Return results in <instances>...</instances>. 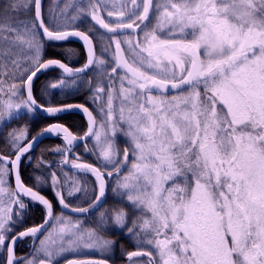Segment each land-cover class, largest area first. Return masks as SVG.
<instances>
[{"label": "snow or ice", "instance_id": "6c2138e0", "mask_svg": "<svg viewBox=\"0 0 264 264\" xmlns=\"http://www.w3.org/2000/svg\"><path fill=\"white\" fill-rule=\"evenodd\" d=\"M101 2L90 0L88 8H80L72 20L80 13L90 14L95 25L106 30L101 36H110V44L115 45L109 79L118 69L124 74L119 76L121 107L116 122L113 89L109 88L107 121L112 138L103 121L95 127V118L83 105L47 107L44 111L56 114L82 108L87 114L89 129L81 139L94 136L103 166H111L118 177L113 192L126 195L133 209L141 213L127 232L135 236L138 246L148 248L129 252V261L146 256V264H264V0H131V9L125 6L107 11V17L115 20L102 17ZM34 4L31 22L18 21L13 26L6 16L0 17V45H9L8 50L0 49V56L12 55L11 48L19 46L30 61L22 66L18 59L11 60L14 71L22 68L21 84H12L8 99H0V120L10 117L14 109L31 113L42 107L32 93L33 80L42 70L54 66L63 70L61 78L50 85L57 89L74 85L76 79L70 85L67 78H79L93 64L101 67L107 63L95 57L89 35L59 25L50 29L42 18L41 0ZM28 6L29 0H12L4 12ZM154 13L156 22L149 28ZM125 29L136 33L135 42L128 35L119 38ZM40 30L50 42L70 37L84 41L87 63L73 69L56 59L43 61ZM122 44L127 45V57ZM88 83L91 85V80ZM23 85L27 86L26 98ZM95 92L104 89L97 87ZM169 92L176 94L169 99ZM18 95L17 102L13 98ZM95 99H100L99 95ZM117 124L127 125L124 135L130 142L123 159L118 158L114 143ZM44 131L63 132L69 145L77 139L59 124ZM26 137L25 129L9 133L16 155L15 159L0 155V197H12L11 204L20 209L25 207L20 197H31L47 214L43 224L19 232L9 242L13 208L3 206L0 199V248H7V264H21L14 255L18 239L36 237L49 224L52 229L41 240V247L31 259L22 258L23 264H37V259L39 264H52L57 257L81 248L109 250L115 241L98 236L95 229L83 228V221H73L63 213L54 216L52 203L22 183L18 164L36 140L33 137L25 144ZM9 164L16 174L15 190L4 186ZM73 167L91 171L99 181V195L89 207L71 209L85 213L98 207L105 195L103 174L91 164L74 163ZM125 168L127 173L120 177ZM112 175L109 171L108 176ZM52 176L55 191L56 174ZM55 195L63 209L70 208L61 192ZM127 216L124 209L102 212L99 224L111 220L124 228ZM67 264L107 262L68 260Z\"/></svg>", "mask_w": 264, "mask_h": 264}, {"label": "flooded vegetation", "instance_id": "af4514ba", "mask_svg": "<svg viewBox=\"0 0 264 264\" xmlns=\"http://www.w3.org/2000/svg\"><path fill=\"white\" fill-rule=\"evenodd\" d=\"M109 4H100L101 8V15L106 20H115L116 17H107V11H115L117 9H121L123 7H127L128 9L132 8L131 0H108ZM157 2H162V0H157ZM48 3V2H47ZM50 3L47 5L49 6ZM44 6V4H43ZM53 8V4H51L50 9ZM88 8V4H85L84 9ZM44 9V8H43ZM42 9V18L45 22V25L49 27V21L45 17V11ZM142 11V8H141ZM72 17L74 16L72 13V9L70 10ZM75 12V9H74ZM81 14V13H80ZM79 14V15H80ZM87 17L84 18L82 16H79L78 19L75 21L72 20V17L70 18L71 26L66 28L67 30H76V31H82L85 32V34L89 35L90 39L93 41V50L95 53V57L98 59H103L107 61V63L101 67H97L95 64H93L88 71L85 73L79 75V78L72 77L67 78L69 80V84L71 85L72 79H76V83L74 85H71L70 87L66 88H57L55 91H53V95L57 96V100H59L60 104L63 103V105H83L84 107L88 108L89 112L92 113V116L96 120L95 127L99 128L101 126L102 117L107 119V103H108V92L99 93L100 99H95L96 93L95 90L97 87H99V83H106L108 80L114 81L115 79H119L120 75H123L124 72L122 69H118L117 74H113V78L109 79V73H111V68L115 65V45L110 44V36L105 39L101 36L102 33H106V30L101 29L99 25H95V22L91 20L90 14H86ZM51 15L52 12L48 13V17ZM77 15V13H75ZM155 13L153 14V19L149 23V28L153 24H155ZM58 21H62L63 17L58 14V17H56ZM134 18V17H133ZM125 22H128L125 20ZM138 22V21H137ZM52 29V27H49ZM90 28H93V31H89ZM128 35L133 39V42H135L136 33H133L131 29H125L123 31V34L120 35V39L123 40L124 36ZM140 35H143V32H140ZM45 44H51L54 49L51 54L53 56H50L48 58L43 59V61H47L49 59H56L61 61L62 63L66 64L67 66L76 69V68H82L85 63H87V56L85 53L84 48L81 44L74 41H67L64 43H52V42H45ZM58 47H77L79 50L78 55L76 54L75 58L77 62H70L67 61L65 58L61 56V53L58 52ZM122 48L125 49V56L127 57L129 53L127 52V45L122 44ZM107 49V50H106ZM146 55V53L144 54ZM101 68H103V71H101ZM54 71V72H53ZM62 75V71H60L57 68H51L47 70L45 73H43L40 77H38L32 86V93L35 97V92L51 89V87L46 86V82L55 83L57 82ZM47 79H49L47 81ZM91 80V85H89L88 81ZM38 81V82H37ZM37 82V83H36ZM124 85L128 87L127 81L124 82ZM66 95L62 97L63 95ZM176 93L169 92L168 97L172 96ZM102 101L105 102L102 103ZM40 103V102H39ZM59 105V104H57ZM101 109H103V114L101 113ZM66 113L63 114L60 119H57L56 121H48V126L53 124H59L63 125L64 127H67L68 130L72 133L73 136L80 138L83 137L87 131V123L85 119L76 113ZM71 116H76L77 119H72ZM40 116H38L35 113V117L33 120L39 119ZM51 118V117H50ZM53 118V117H52ZM41 119V117H40ZM39 119V120H40ZM33 120L30 121V123L33 122ZM61 120V121H60ZM73 120V121H72ZM107 121V120H106ZM36 122V121H34ZM106 125H109L108 121L106 122ZM48 126L44 125L45 128ZM43 127V128H44ZM44 130V129H43ZM41 130V131H43ZM108 137L112 138V130L111 128L107 131ZM35 136V135H34ZM33 136V137H34ZM43 140L42 142H44ZM93 141V145L90 144V142ZM47 143L52 142H58L59 146L64 148V156L65 153H67V160L66 164L70 162V160L73 161L75 164H91L93 167L98 168L101 173L103 174L104 183H105V195L101 198V202L99 203V206L96 208L89 209L88 212L79 214V215H70L67 212L62 210V207L58 205V203H54V196L51 193V196L49 197L48 193H44L41 191V189H37L38 186L36 185L35 180H37L36 173L39 172L41 169L38 168L36 170V162L29 161L28 162V175H35L29 177V182H24L22 179V174L25 168H20V164L18 166V172L20 175V179L22 183L29 188H32L34 191H37L39 194L43 195L46 199H48L52 205H53V214L60 215L63 213L66 217H71L74 220H80L83 221V228H92L95 229L97 232V235L104 238V239H110L115 241V243L111 246V249H113L111 256L105 257V256H99L96 253L97 249H87V248H81L76 253H65L61 257H57L53 260L52 264H65L68 260H82V261H100L104 260L107 262V264H130L133 262H136V264H146L148 257L142 256V257H133L131 261L128 259V253L133 251H139V250H146L148 248L147 245H137L136 238L133 234H129L127 232V227H131L132 225L128 224L124 228H119L115 226L111 220L105 225H100V214L102 212L111 213L114 209H124L128 216L132 219H136L138 216L141 215V213L138 210L133 209L132 206H130V202L127 200V196L122 197L118 202L113 198V195L111 196L108 189L110 180L114 178L116 175L114 170L107 169L106 167H102L104 165L103 158L100 157V148L97 146V141L95 140L94 136H91L88 140L82 142L75 148L70 150V146L66 143L64 139L63 132L54 133L52 137L46 139ZM87 145V150H86ZM42 143L39 144L36 149L42 150ZM45 150V149H44ZM34 151V150H33ZM33 151L28 153L31 154ZM119 152V151H118ZM124 152V151H123ZM32 157V155H31ZM23 158V159H24ZM22 159V160H23ZM21 160V161H22ZM65 161V160H64ZM130 163V162H129ZM72 164V163H71ZM59 165V164H58ZM62 166H66L63 165ZM67 169H72V173L75 172L78 175L83 176H73V178L70 179L71 183L74 184V190L71 191L72 195L71 198L75 203H68L70 205L69 209L75 208V207H82V208H88L89 205L95 200V197L99 195V181L96 179V175L93 174L91 171H85L78 168H74L72 165H67ZM74 170V171H73ZM42 171V170H41ZM113 171L112 176H108V172ZM124 171V170H123ZM122 171V172H123ZM128 171V170H127ZM121 172V173H122ZM74 175H77L75 174ZM120 173V174H121ZM40 181H43V177H39ZM97 181V182H96ZM67 184V183H65ZM98 186V188H97ZM78 189V191H77ZM23 197V196H21ZM26 199V201H29L28 204H26L25 209L21 211L20 215H15L13 217L12 223L9 224V227H11L12 231L7 234L8 241L10 242L11 237L14 235H17L19 232L25 231L27 228L35 227L38 225H41L44 223L45 216H46V209L43 207L40 203L34 202L31 198L23 197ZM23 213V214H22ZM79 213V212H78ZM59 226H57L58 228ZM52 229V224H49L47 228L40 234L36 235V237H33L31 235L25 236L23 238H20L15 246L14 249V255L15 258L21 261V264H23L22 258L31 259L33 257V254L35 253L36 248L41 247V240H45L48 236L49 231ZM137 231H139V228H137ZM49 246H51V242H49ZM127 249H131L130 251H127ZM123 253L125 255V259L121 255ZM43 256V253L40 254V257ZM7 261V248H0V264H6ZM37 264H39V259H37Z\"/></svg>", "mask_w": 264, "mask_h": 264}, {"label": "rangeland", "instance_id": "374dc122", "mask_svg": "<svg viewBox=\"0 0 264 264\" xmlns=\"http://www.w3.org/2000/svg\"><path fill=\"white\" fill-rule=\"evenodd\" d=\"M49 6L47 5L48 3ZM90 0H44V6L42 8L43 11H45V17L47 18V20L50 22L49 23V27L51 26L52 28L57 27L58 25L62 28H68L71 26V22L69 21L70 18L72 17V14L70 12V10L72 9V13L73 15H75V13H78V10L80 8H84L85 4H89ZM51 4H53V8L50 9ZM100 4H109L108 0H103V2H101ZM8 4L4 5V7H6ZM3 7V9H4ZM33 7H34V0H29V6L28 7H20L19 9H9V11L7 12L8 14H12V18L16 15V19L17 22L18 21H28L31 22L34 20V12H33ZM75 9V12H74ZM52 12V17L51 15L48 17V13ZM22 13V14H21ZM58 14H60L61 17H63L62 21H58L56 17H58ZM79 16H82L84 18H86L87 16L84 15L83 13H81ZM13 26H15V22H12ZM43 47L41 49V55H42V59H44V57L47 56H53L51 54V52H53L54 48L52 46H50L51 44H45V42H43ZM9 45L7 44H2L0 45V49L3 50H8ZM58 52L61 53V56L63 58H65L67 61L70 62H77L76 60V54L78 55V48L77 47H71V48H64V47H58L57 48ZM11 52L12 55L9 56H0V80L3 81V84L0 85V87H3V93H0V99L3 100H7L8 99V92H9V88L12 84H17L20 85L21 84V72H22V68L20 71H14V68L11 64V60L12 59H18L21 63L22 66H26L27 64L30 63V61H28L25 57V53H21L19 51V46L17 47H12L11 48ZM27 52V50H26ZM30 54V53H28ZM80 55V53H79ZM54 72V71H53ZM7 73V74H5ZM40 77V76H39ZM24 79L26 80V76L24 77ZM49 79H47L48 81ZM38 82V81H37ZM36 82V83H37ZM51 82H46V86H50ZM24 86V85H23ZM125 86V85H124ZM99 87L104 89V92H108L109 95V88L112 87L113 89V95H114V122L119 121V117H120V112L119 109L121 107V98H119V90L121 87V83H120V79H115L113 82L108 80L106 83H99ZM126 87V86H125ZM53 91H55V89H47V90H41V91H37L35 92L36 96L35 99L36 101H42L44 104L40 103L41 105L45 106V107H58V106H65L63 105V103L56 105L55 102H59V100H57V96L53 95ZM96 93V92H95ZM96 95H99L96 93ZM23 96H24V88H23ZM66 96L65 94L62 96L64 97ZM25 97V96H24ZM20 95L14 97L13 99L15 101H19L20 100ZM171 98V96H169V99ZM39 103V102H38ZM60 103V102H59ZM102 103H104L103 105H105V102L102 101ZM70 105V104H68ZM2 107V106H0ZM35 111L29 113L27 111V109H14L12 112V115L10 117H5L3 120H0V155L2 156H6L12 159L13 155L15 154V150L12 149L11 147V143H10V138H9V133L13 132L14 130H19V129H25L27 132V137L26 140L23 143H27L29 140H31L33 138V136L39 134L41 132V130L45 129L44 125L48 126V121H56L57 119H60V117L63 114L66 113H61L57 116H54L53 118L51 117H42L40 116L38 113H36L39 117V119L37 120H33L35 117ZM125 114H127V109H125ZM73 115V113L71 114ZM72 119H77L76 116H71ZM33 120L32 123H30V121ZM106 118L102 117V121L104 122V128L105 131L107 132L110 127V122L109 125H106ZM36 121V122H34ZM61 121V120H60ZM73 121V120H72ZM101 121V122H102ZM58 123V122H57ZM44 127V128H43ZM127 129V125H118L117 124V131L115 134V147L116 150L119 151V159H123V151L125 149V147H128L130 142L128 140V138L124 135V131H126ZM42 146V150L40 149H34V151L29 154L28 156H26L20 164V168L22 171V168H25V170L23 171L22 174V179L24 182H27L28 184L31 183L29 182V177L30 176H35L33 175H28V162L29 161H34L36 162V170L38 168H40L41 170L39 172L36 173L35 178L37 177H43V181H37L36 185L38 186L37 189H41L42 192L44 193H48L49 197L52 195L54 196V203H58V199L55 195L56 191H59L63 194V196L65 197V201L66 203H75L73 201V199L71 198V196L69 195V192L74 190V184L73 182L71 183L70 179L73 178V176H83V175H78L77 173L73 172L72 173V169H67V165H72L74 164L72 160H70V162H68L66 164V162L64 161L65 158L63 159L64 156V148L59 146L58 142H50L47 143L46 139L44 142H41ZM40 143V144H41ZM93 141L90 142V144H92ZM93 145V144H92ZM45 149V150H44ZM57 149H60V151H57ZM32 155V157H31ZM130 162V161H129ZM72 163V164H71ZM59 164V165H58ZM66 165L65 167L62 166ZM131 162L129 163V167H130ZM9 171V175L6 176L4 179L6 181L5 183V187H9L12 190L14 189L13 186V181H12V172H11V168L9 165H7ZM104 167V166H102ZM105 168V167H104ZM107 169L113 170L111 168V166L106 167ZM39 170V169H38ZM127 168L124 169V171L120 174V177H123L126 173H127ZM74 171V170H73ZM55 173L56 174V185H55V191L53 189V176L52 174ZM77 174V175H74ZM117 175L114 176V178H112L109 183L108 186V190L111 194V196L113 195V198H115V200H117L116 202H118V200H120L122 197L121 195H119L118 193L113 192V188L116 187L117 185ZM97 182V181H96ZM67 183V184H65ZM98 188V186H97ZM126 196V195H125ZM124 197V196H123ZM22 202L25 204H28L29 201H26L25 198L20 197ZM0 199L3 200V206L5 207H12L13 208V217H15L14 214L16 213H21L22 210L25 209V207L23 209H20L19 205H13L11 204V199L12 197H9L8 195H3L2 197H0ZM71 203V204H72ZM77 204V203H75ZM130 206L131 203H130ZM23 214V213H22ZM71 215V214H70ZM150 215V214H149ZM71 218V217H69ZM72 219V218H71ZM73 221H75L74 219H72ZM134 219H132L131 217L128 218V224L132 225V221ZM142 222V221H141ZM113 249H109L107 251H99L96 250L97 255H101V256H105L108 257L111 256ZM76 253V252H73ZM121 255L123 256V258L125 259V255L123 253H121ZM130 264H136V262L130 263Z\"/></svg>", "mask_w": 264, "mask_h": 264}, {"label": "water", "instance_id": "95a60500", "mask_svg": "<svg viewBox=\"0 0 264 264\" xmlns=\"http://www.w3.org/2000/svg\"><path fill=\"white\" fill-rule=\"evenodd\" d=\"M43 2H44V0H41V10H42V7H43ZM33 12H34V18H35V4H34V7H33ZM39 22L37 21V24H38ZM40 36H41V38L43 39V31L42 30H40ZM44 41H47L46 39H43ZM67 41H74V42H78L79 44H81L82 45V47L84 48V50H85V53H86V56H87V60H88V52H87V48H86V46H85V43H84V41H82V40H80L78 37H70V38H68L66 41H62V42H52V43H64V42H67ZM48 42H50V41H48ZM91 67V66H90ZM51 68H57V69H59L60 71H62L63 72V70L62 69H60L59 67H51ZM51 68H49V69H51ZM49 69H47V70H49ZM90 69V68H89ZM89 69H87L86 71H88ZM47 70H42L38 75H37V77H35L34 78V80H33V83H34V81L39 77V76H41L43 73H45ZM85 71V72H86ZM84 72V73H85ZM81 74H83V73H80L79 75H81ZM33 83H32V86H33ZM23 88H24V96H25V98H26V96H27V86L26 85H24L23 86ZM37 105H40L38 102H37ZM70 105H72V104H70ZM41 106V105H40ZM66 106V105H65ZM58 107H64V106H58ZM45 108H47V107H37L34 111L36 112V113H38L40 116H42V117H44V116H46V117H54V116H57V115H59V114H61V113H76V114H79V115H81L84 119H85V121H86V123H87V131H88V129H89V119H88V116H87V114L86 113H84V111H83V109L82 108H72V109H69V110H66V111H62V112H59V113H56V114H49V113H47L46 111H44V109ZM53 125H55V124H53ZM51 126V125H50ZM49 127V126H48ZM47 127V128H48ZM47 128H45V129H47ZM44 129V130H45ZM42 131V132H40L39 134H37L35 137H36V140L33 142V145H32V148L29 150V152L28 153H30L31 151H33L43 140H45V139H48V138H50V137H52V135H54V133H56V132H52V133H48V132H45V131ZM86 131V132H87ZM41 133H43V134H41ZM64 135V134H63ZM85 136V135H84ZM83 136V137H84ZM91 136H88V137H86V138H84V139H81V137L80 138H77L76 140H74L73 141V143L71 144V145H69L67 142V144L70 146V150L71 149H73V148H75L76 146H78L79 144H81L82 142H84V141H86V140H88L89 138H90ZM29 141H33V138L31 139V140H29ZM28 153H25L23 156H22V158H21V160L24 158V156L25 155H27ZM15 155H16V153H15ZM15 155L13 156V158L12 159H15ZM67 160V153H65V161ZM20 163V162H19ZM9 166H10V168H11V165L9 164ZM18 166H19V164H18ZM12 172V171H11ZM12 181H13V186H14V189H16V174H15V172H12ZM23 197H28V196H23ZM28 198H31V197H28ZM34 202H37V201H34ZM39 203V202H38ZM43 206V205H42ZM44 207V206H43ZM62 210L63 211H65V212H67L68 214H71V215H79V214H82V213H78V212H73V211H71V209H63L62 208ZM48 226V225H47ZM47 228V227H46ZM42 233V232H41ZM38 234H40V233H37V235ZM19 240V239H18ZM17 240V241H18ZM17 241L15 242V244H14V249H15V246H16V243H17ZM10 242H11V240H10ZM7 256H8V253H7ZM6 264H7V261H6ZM65 264H67V263H65Z\"/></svg>", "mask_w": 264, "mask_h": 264}, {"label": "trees", "instance_id": "16d2710c", "mask_svg": "<svg viewBox=\"0 0 264 264\" xmlns=\"http://www.w3.org/2000/svg\"><path fill=\"white\" fill-rule=\"evenodd\" d=\"M11 2H12V0H0V17H5L6 16L8 18V20H10L11 22H15V25H16V22H17L16 16H18V15H16L15 18L13 16V18H12V14H8V13L4 12V9H5L4 5L10 4ZM3 7H4V9H3ZM48 57H50V56H47L45 58H48ZM38 102L44 104L42 101H38ZM55 104L57 105V104H60V103L57 101V102H55ZM130 250L131 249H129V250L127 249V251H130Z\"/></svg>", "mask_w": 264, "mask_h": 264}]
</instances>
